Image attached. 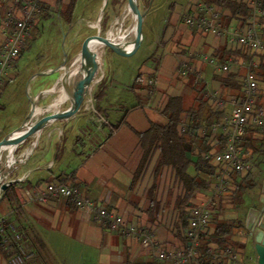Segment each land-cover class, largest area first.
Here are the masks:
<instances>
[{"label": "crops", "instance_id": "crops-1", "mask_svg": "<svg viewBox=\"0 0 264 264\" xmlns=\"http://www.w3.org/2000/svg\"><path fill=\"white\" fill-rule=\"evenodd\" d=\"M72 1L44 0L46 12L43 19L56 14L62 24L72 26L79 0L70 13L68 7ZM198 3L206 2L186 0L185 5L177 4L168 21L163 18L158 25L153 7L148 9L146 1L141 0L143 10L140 9L145 18L143 40L137 52L127 59L110 49L101 52L96 82L80 111L34 134L20 149L21 160L15 164V158L12 159L15 166L6 180L11 185L1 192V231L7 239L15 242V246L19 245L30 253V260L23 264H36L34 260L39 253L51 254L58 261L57 249L78 264H171L157 261L140 243L96 224L68 199H53L48 203L35 201V192L51 182H67L80 187L94 202L116 211L129 224L154 230L159 241L170 249L186 247V227L178 223L176 208L177 197L183 188L176 184L171 168H164L157 182L159 207L152 215L155 221H150L152 202L149 192L155 183L154 168L159 152L151 154L143 164L141 135L146 134L153 124L161 127L168 124L164 109L170 98L182 97L190 105L202 95L206 98L209 91H218L224 99L239 96L243 65L252 56L246 49L230 45L225 37L189 28L184 17L198 14ZM125 12L126 0H100L95 19L71 30L69 59L65 63L61 59L50 64L45 75L36 77L26 89L15 83L18 76L15 70L25 52L22 53L0 97V142L29 121L60 114L70 108L74 92V77L70 72L85 41L99 33L118 34L117 26L121 27L127 21L120 22ZM227 14L223 12L224 26H227L223 21ZM260 22L264 31V15ZM229 27L240 28L235 23ZM36 30L37 26L34 32ZM34 40L33 37L29 48ZM4 41L0 27V48ZM233 59L239 60L242 66L228 73L218 71V64ZM254 59L259 63L257 71L263 73L264 56L258 55ZM183 63L192 66L195 72L179 75L178 67ZM229 75H235L238 88L227 85ZM257 75L264 86V76ZM150 80L154 81L152 86ZM135 83L137 86L133 89ZM101 87L104 95L97 99ZM261 88L259 103L264 97V87ZM9 110L11 115L2 117ZM95 111L105 120L104 124L98 123ZM230 111L228 107L225 116ZM183 123L186 125V120ZM252 135L260 137L256 132L248 131L242 142L243 150L250 153L252 150L247 140ZM220 137L217 135L218 140ZM205 139L216 146L210 137ZM187 151L193 156L198 154L197 146H189ZM256 171L255 165L250 174L237 178L231 201L215 207L207 240L212 238L217 221L233 223L241 220L244 229L251 202L238 208L235 195L241 188L251 191V199L260 193L264 171L260 177L255 176ZM190 172L194 173V168L191 167ZM213 184L205 191L196 192L192 206L210 196ZM192 206L187 209L189 213ZM245 245V234L232 232L228 246L238 251L239 264H251ZM0 264H11L2 254L1 243Z\"/></svg>", "mask_w": 264, "mask_h": 264}, {"label": "built area", "instance_id": "built-area-1", "mask_svg": "<svg viewBox=\"0 0 264 264\" xmlns=\"http://www.w3.org/2000/svg\"><path fill=\"white\" fill-rule=\"evenodd\" d=\"M237 1L247 5L250 10L247 24L243 28L224 26L221 9L206 3L196 5L198 14L195 16L184 17V23L189 28L225 37L230 45L246 49L252 55L243 65L240 96L224 99L218 91L206 93V98L216 112L225 113L228 107L231 111L217 122H204L199 130V135L202 138L210 137L214 145H220L215 136H223L224 144L220 149L205 154V159L215 168L214 184L210 196L190 209V218L185 230L186 247L181 249L166 247L159 241L154 230L147 226L129 224L116 211L94 202L80 187L67 182L48 183L35 192L34 200L48 203L53 199H68L96 224L149 249L157 261L171 264H239V253L232 246L220 248L216 243H210L206 248L203 247L208 238L215 207L219 203L231 201L236 179L250 174L255 168V158L246 157L249 152L242 148L245 134L251 130L264 132V109L258 105L260 80L256 71L259 63L254 59L258 55L264 56V31L260 22L264 15V0ZM0 9L2 10L0 27L5 37L0 48L1 97L12 70L22 53L29 48L33 31L46 9L44 0H0ZM241 66L239 60L233 59L218 64L217 69L220 73H228ZM191 72L195 70L187 63L178 67L179 75L186 76ZM153 84L154 81L150 80L149 85ZM94 115L100 125L104 124L105 120L96 111ZM186 128L187 125L181 123V132H185ZM3 242L6 243L5 240ZM21 257L28 259L30 256L22 247H18L17 256L13 257L12 264H21Z\"/></svg>", "mask_w": 264, "mask_h": 264}, {"label": "trees", "instance_id": "trees-1", "mask_svg": "<svg viewBox=\"0 0 264 264\" xmlns=\"http://www.w3.org/2000/svg\"><path fill=\"white\" fill-rule=\"evenodd\" d=\"M75 2L76 0H73L68 7L70 13ZM205 2L208 5L221 9L222 12L228 13L223 18L227 26L235 23L240 28H243L247 24V19L250 15V10L247 5L237 0H205ZM257 74L264 76V72L262 73L260 70L257 71ZM226 81L227 85L238 88L235 82V75H229ZM136 86L137 83L134 84L133 89ZM103 90L104 88L101 87V90L97 93V99L103 97ZM164 115L169 120L166 126L161 127L153 124L146 134L141 135L142 147L144 149L143 164L147 162L151 154L153 155L155 152H159L154 168L155 183H153L149 192V197L152 202L150 221H155V217L152 215H154V210L156 211V208L159 207L156 198L158 189L157 182L163 169L168 167L175 173L176 184L181 185L183 188L182 194L177 197L176 208L179 213L178 223L182 227H187L190 218V213L187 209L192 206V200L195 198L196 192L209 189L214 181L215 168L209 160L205 159V154L220 149V146L224 144V137L221 136L219 138L220 145L212 146V143L199 135V130L204 122H217L225 116V113L216 112L211 107L208 99L202 95L190 105L182 97L170 98L164 109ZM183 120L187 122L185 132H181L179 127L183 123ZM247 141L249 142V148L254 153L258 152L264 155V135L260 137L252 135ZM189 146H197L198 148V154L195 155L198 157L196 162H193L186 155ZM191 167L194 168V173L190 172ZM215 226V232L212 238L203 243L204 248L210 243H216L220 248L227 247L229 244V236L232 234L233 229L242 227L243 223L241 220L233 223L217 221ZM18 247L21 246H7L1 243L2 254L11 261V264L13 257L16 258L17 256Z\"/></svg>", "mask_w": 264, "mask_h": 264}, {"label": "water", "instance_id": "water-1", "mask_svg": "<svg viewBox=\"0 0 264 264\" xmlns=\"http://www.w3.org/2000/svg\"><path fill=\"white\" fill-rule=\"evenodd\" d=\"M126 10L137 21L132 52L121 51L115 45L117 41L131 38L129 33L122 34L121 30L116 35L114 32L99 33L96 37H91L85 41L82 51L77 57L78 68L73 80L74 92L70 108L60 114L29 121L23 128L0 142V192L5 191L11 185L6 180L15 164L21 160L23 154L18 155V153L26 141L38 133V130H43L49 124L67 120L80 111L86 96L96 82L100 53L110 49L120 57L127 59L137 52L143 40L145 14L141 11L137 0H126ZM114 36L116 37L114 38ZM186 155L193 162L198 160V157L193 156L190 151H187ZM13 158L16 162L12 165ZM244 231L246 251L249 254L248 261L251 264H264V180L261 183L260 193L251 199V207L245 217Z\"/></svg>", "mask_w": 264, "mask_h": 264}, {"label": "rangeland", "instance_id": "rangeland-1", "mask_svg": "<svg viewBox=\"0 0 264 264\" xmlns=\"http://www.w3.org/2000/svg\"><path fill=\"white\" fill-rule=\"evenodd\" d=\"M146 7L150 9L153 7V10L157 13V17L155 20L156 24H160L162 19L164 18L165 21L171 16V13L175 10V6L177 4L185 5L186 0H145ZM100 0H79L78 8L75 12V22L72 26H68L66 24H62L59 20L57 15L53 14L52 17L43 19V17L39 20L37 24V30L32 34V40L34 37V42L28 50L25 51L23 56L21 57V61L16 68V74L18 75L16 78L15 83L22 89L25 88L37 77H43L45 75L44 71L50 66V64L54 63L58 60H63L65 63L69 57L71 56L70 47L68 45V40L71 38V30H77L78 26L80 25H87L88 20L95 19L96 10L99 6ZM139 7L143 10V5L141 4V0H137ZM130 18V20H128ZM127 20L122 26H117L119 30L122 31V34L129 33L130 29L133 27L134 18L129 14V12H125V14L120 18V22L123 23ZM86 29V28H85ZM105 34V32L103 33ZM133 36L131 35V38ZM31 40V41H32ZM79 45V44H78ZM78 45L76 49H78ZM72 79V78H71ZM261 81H260V92L262 90ZM259 92V93H260ZM88 96V95H87ZM260 96V95H259ZM259 103V99H258ZM260 108L264 109V97L260 99ZM258 104V105H259ZM31 113V112H30ZM29 113V115H30ZM8 115H11V111L9 110L8 114L3 113L2 117L7 118ZM184 124V123H183ZM4 125V123H2ZM252 132H256L260 136L264 135L257 130H253ZM217 139V136H215ZM30 140H28V143ZM254 157L255 164L257 166V171L255 172L256 177H260L262 172L264 171V155L258 152L254 153H247L246 157ZM76 186V185H75ZM251 202V191L245 188H241L239 192L235 195V203L238 207L241 204H248ZM0 207H1V192H0ZM239 208V207H238ZM234 233H241L245 234V231L242 227H236L233 229ZM0 242L9 246V245H16L11 239H7V236L1 231V221H0ZM6 241V243L3 242ZM53 240L57 243L55 237ZM24 249V248H23ZM16 250V249H15ZM27 255L30 256V253L26 251ZM72 253V252H71ZM70 253V254H71ZM77 253L75 252L74 255ZM58 261L54 259L51 254L43 255L41 253L38 254L35 263L36 264H78L77 261L73 260V258H68L65 256V253L59 251L57 249ZM51 256V257H50ZM30 258V257H29ZM27 260H30V259ZM21 257V264L26 262Z\"/></svg>", "mask_w": 264, "mask_h": 264}, {"label": "bare ground", "instance_id": "bare-ground-1", "mask_svg": "<svg viewBox=\"0 0 264 264\" xmlns=\"http://www.w3.org/2000/svg\"><path fill=\"white\" fill-rule=\"evenodd\" d=\"M136 24H137V21L134 19L133 27H132V28L130 29V31H129V34L132 35L133 37H134V35H135ZM127 40L129 41V40H131V38H130V39H127ZM115 45H117L118 48H119L121 51H124V52H127V53L132 52V50L134 49L133 39H132L130 42H125V41H123V40H120V41L115 42ZM77 64H78V60L76 61L75 65L73 66V68H72V70H71V72H70V75H71L72 77H74V76L76 75L77 68H78ZM73 80H74V79H73ZM89 92H91V90H90ZM38 131L40 132V130H38ZM39 132H38V133H39ZM36 134H37V133H36ZM18 135H19V134H18ZM11 164L13 165L14 162L11 161Z\"/></svg>", "mask_w": 264, "mask_h": 264}]
</instances>
